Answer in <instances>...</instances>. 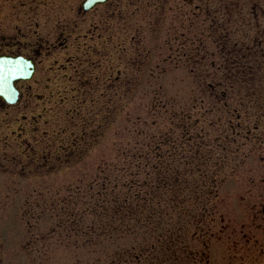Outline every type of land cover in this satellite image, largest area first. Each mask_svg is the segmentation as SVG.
<instances>
[{"label":"rangeland","instance_id":"obj_1","mask_svg":"<svg viewBox=\"0 0 264 264\" xmlns=\"http://www.w3.org/2000/svg\"><path fill=\"white\" fill-rule=\"evenodd\" d=\"M68 2V23L62 25V18L59 17L54 25L56 35L63 28L71 34L70 48L55 54L56 58L62 59L60 66H64V70L73 72L78 66L79 56V60L87 63L92 70L101 65L96 72L104 84L111 75L115 81L120 71L125 72L132 65L133 54L137 55L138 51L146 52L150 49L153 58H166V61L159 65L162 75L158 66L151 64L147 87L120 86L114 91V102L106 99L105 90L102 102H74L80 93L72 91L69 94L72 102H61L57 100L63 97L59 95L63 94L59 85L51 91L43 92L46 96L53 93L52 101L55 102H28L27 114L32 113L38 121L27 126V129L38 130L40 134H56L63 130L67 110L70 109V138L85 136V141L81 139L83 149L92 144L96 137H99L100 142L88 150L86 156L73 158L69 172L48 176L53 179L51 182H40V179V185L31 187L23 183L0 181V242L4 245V249L0 248V264H79L84 258L94 264L93 260L99 259L100 254L102 264H134L138 255L151 250L152 240L138 245L140 240L136 236L132 242L124 235L125 243H132L134 248L131 245L129 250L119 248L115 252L111 250L114 247H106L105 240L102 243L103 249L101 246L96 247L99 249L97 255L91 253L97 250L91 244V252L87 248L84 257L85 253L74 248L72 241L71 247L66 248L55 245V241L50 239L47 242L49 250L45 249L43 254H34L43 245L37 239L46 236L57 220V217L41 214L40 209L48 212L51 200L63 193L67 188L63 185L69 182V194L76 201L72 220L77 219L79 214L91 224L95 221L94 211L99 205L100 195L104 202L105 196L109 200V196L116 190L125 196L126 189L120 182L127 184L134 180L130 195L143 191L145 196H149V203L154 206L150 210L158 209L178 215L180 210H192L195 203L180 202L178 199L183 194L177 191L174 194L175 186L171 194L165 188L154 187L152 183L147 187L136 186L138 182L148 179L152 182L155 179L145 176L152 169V165L146 163L152 156V146L155 144L152 138L155 141L165 140L166 136L182 138L187 136L186 130L195 138L203 136L206 141L203 152L208 151L212 155V160L208 162L210 168L207 169V180L213 184L214 179L217 196L211 197L208 205L217 210L211 214L214 222L209 221L210 213H205L204 218L208 219L209 224L204 222L203 227L198 225L196 235L191 234L195 228L187 221L185 227L188 234L182 235L185 237L186 254L184 250H179L177 254L181 252L182 260L186 258L185 264L264 262V215L261 216L264 214L261 213V207H264V181L257 184L258 178L264 176V129L259 132L261 135L257 142L245 137L246 129L253 130V125L258 123L261 116L259 111L264 110V101L245 102L257 98L264 100V60L256 68V73L261 74L255 77L256 83L241 89L238 86L230 87L232 75L219 67V59L225 52L221 41L225 39L220 38L217 42L207 40L210 36L208 33L212 34L228 13L220 9V4L229 2L237 10L229 12L234 22L230 23L228 29L235 33L227 41L226 51L235 45L234 42H238L235 45L237 49L239 45H251V40L259 35L261 37L264 30V0H168L159 11L155 7L159 0H126V3L120 5L121 9L110 3L98 6L86 14L77 12L76 6L81 0ZM197 5L200 6L198 17L196 14L192 16L196 13ZM241 19L243 23L247 20V24L239 25L237 21ZM145 25L147 27L144 28ZM196 32L199 40H196ZM219 35L222 36L216 32V37ZM197 45L199 55L207 62L204 65L206 68L198 71L202 81L214 84L221 81L226 86L206 91L196 84V74L191 69V56H194L192 49H196ZM82 50L86 53L83 56L79 53ZM139 56L145 58L147 55ZM60 78V72L57 71L55 84ZM111 92L108 94L111 95ZM245 109L250 111L248 117L245 116ZM17 125L16 121L15 128ZM168 132L170 134H166ZM259 140L262 145L253 147ZM198 141L187 143L185 148L179 145L176 152L183 150L190 154L191 149L195 153ZM178 175L185 174L176 171V177ZM196 180L189 182L195 185L198 183ZM105 181L107 184L104 188ZM179 182L185 187L188 179L181 177ZM37 196L44 201L35 200ZM37 213L41 214L39 219ZM183 219L188 218L182 216ZM141 231L146 232L144 228ZM141 231L136 227L135 232L140 236ZM191 235L195 237L192 239ZM56 238L57 235L54 236ZM27 241L32 242L31 247L28 245L21 248V244ZM112 260L114 263H111ZM145 264L161 263L146 260Z\"/></svg>","mask_w":264,"mask_h":264},{"label":"flooded vegetation","instance_id":"obj_2","mask_svg":"<svg viewBox=\"0 0 264 264\" xmlns=\"http://www.w3.org/2000/svg\"><path fill=\"white\" fill-rule=\"evenodd\" d=\"M167 2L168 0H159L155 4L156 9L159 11ZM110 3L120 6L126 3V0H109L107 4ZM199 8L200 6L197 5L196 13L192 16L195 14L197 16ZM220 9L228 13L213 30V33H208L210 36L207 40L215 42L220 41V38L225 39L223 42L221 41V47L225 52L219 59V67H223L230 73L250 76L251 80L249 79L244 84L251 85V81L255 80L257 75L258 64L264 60V40H262L264 30L261 32V37L259 35L251 40V45H239V49H237L235 45L238 42H234L235 45L226 51L227 41L230 40L231 34L235 33L228 29L230 23L234 22L230 19L229 12L237 9L231 7L229 2L220 4ZM69 11L68 0H0V63L5 64L6 68H19L23 72L22 75L11 78V91H0V181L5 183H23L34 187L40 185L39 183L42 181L51 182L53 179H49L48 176L53 177L66 171L69 172L71 159L76 156V159H80L84 152L80 140L75 142L70 140V109L67 110V120L63 130L57 131L53 135H49L48 132L40 134L38 130L27 129V126L38 121V118L32 113L31 115L27 114L28 102H55V100L52 101L53 93L46 96L43 92L51 91L57 85L63 92V94H59L63 97L57 99L61 102H72L69 98L71 91L80 93L74 102H102V97L105 95L103 90L107 92L106 99L114 102V91L120 86L144 88L149 85L147 81L152 70L151 64H156L160 75H162L163 71L159 65L161 62H165L166 58L151 59L150 49H147L146 52L138 51L137 55L133 54L132 65L127 67L125 72L120 71L115 76V81L111 75L104 81V84L102 77L99 79L98 72H96L99 66L101 68V65L99 64L95 70H92L87 66V63L84 64L79 60V56L78 66L74 68L73 72L64 70V66H60L62 59L56 58L55 54L63 53L70 48L71 34L67 32L66 28H63L56 35L54 25L56 18L59 17L62 18V25L68 23ZM240 21H237L239 25L247 24V20L245 23L242 19ZM145 27L147 26L145 25ZM216 32L221 33L222 36L216 37ZM198 37L196 32V40H199ZM133 38L135 39V36ZM192 51H194V56H191V69L198 73L200 68H206L204 65L207 62L204 61L203 56L199 55L198 45ZM79 53L82 56L86 54L84 50ZM140 54L147 56L140 57ZM57 71L60 72L61 78L55 84ZM196 78L197 84L203 88L205 83L198 82L202 80L201 77L197 76ZM207 84L213 87L211 83ZM110 90L112 91L111 95L108 94ZM40 117L42 116L40 115ZM16 121L18 125L15 128ZM69 185L70 183L67 182L63 187ZM35 200L44 201L39 196ZM53 202L54 198L50 203ZM54 231H56L55 228Z\"/></svg>","mask_w":264,"mask_h":264},{"label":"trees","instance_id":"obj_3","mask_svg":"<svg viewBox=\"0 0 264 264\" xmlns=\"http://www.w3.org/2000/svg\"><path fill=\"white\" fill-rule=\"evenodd\" d=\"M169 157H170V155L168 156L167 154L165 155V157L163 155H161V156L159 155L157 161H159L161 163L171 162V160H169ZM164 160H165V162H164ZM161 173L162 172H156V174H157L156 178L162 179V177H159V174H161ZM146 177L148 178V176H146ZM162 180H164V179H162ZM150 183H152V185L154 187H157V188H164V187H168V185H169L168 183L167 184L165 183V184H155L154 185V182L153 181L151 182L150 179L145 180L142 183L141 182L140 183L138 182L137 185L138 186H142V187H147V186H150ZM123 187H125V185ZM167 192H168V194H171L170 191H167ZM134 195H136L137 197H139L136 200V205H137L136 212L139 215H135V216H132L131 218H127V219L126 218H120V224H119L120 226H124L125 227V226H129V225H134V226H137V227H142L144 225V219L147 218V217H144L143 216V213L145 211L146 204L148 203L149 200H147V198H146L147 196H145V194L143 193V191H141V192L140 191L135 192ZM156 212H158V213H160V212L161 213H164L162 210H158V209L156 210ZM156 218L158 219V221H156L155 223H153L154 226L152 227V230H151L153 232L161 229V222H160L159 218L160 219H162V218L160 216H156ZM147 221L149 222V219H147ZM203 221L204 220H201L199 218L197 222L202 223ZM177 225H178L177 223H170V226L172 228L177 227ZM168 235L170 236L169 237V243H170V246H172L171 247L172 248V251H170L169 249H166L165 250V253H168L169 255L174 256L175 253H173V252H174V249H175L174 244L176 242V236L173 234L172 229L168 232Z\"/></svg>","mask_w":264,"mask_h":264},{"label":"snow or ice","instance_id":"obj_4","mask_svg":"<svg viewBox=\"0 0 264 264\" xmlns=\"http://www.w3.org/2000/svg\"><path fill=\"white\" fill-rule=\"evenodd\" d=\"M7 63V62H6ZM21 69H9L5 67V64L0 63V91L9 92L11 91L10 80L13 76L22 75Z\"/></svg>","mask_w":264,"mask_h":264},{"label":"water","instance_id":"obj_5","mask_svg":"<svg viewBox=\"0 0 264 264\" xmlns=\"http://www.w3.org/2000/svg\"><path fill=\"white\" fill-rule=\"evenodd\" d=\"M88 1H89V2H88V6H87V7L93 5V4L96 3V2H100V1H104V0H88Z\"/></svg>","mask_w":264,"mask_h":264}]
</instances>
